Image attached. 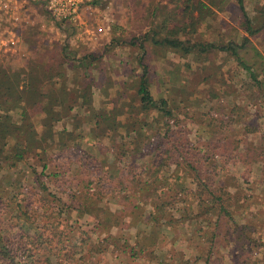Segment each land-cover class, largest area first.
<instances>
[{"label": "rangeland", "instance_id": "374dc122", "mask_svg": "<svg viewBox=\"0 0 264 264\" xmlns=\"http://www.w3.org/2000/svg\"><path fill=\"white\" fill-rule=\"evenodd\" d=\"M195 2L203 10L201 17L198 11L192 14L185 10L186 0H100L89 26L109 25V37L97 41L67 40L51 31L48 25L44 30L38 22L36 38L32 41L36 46L35 56L23 41L25 61L28 58L48 60L46 53L50 49L67 42L70 46H80V58L93 55L100 70L94 73L98 84L91 87L92 108L109 111L116 107L125 114L119 120L134 125L132 130L137 132L128 135L122 128L106 136L95 121H90L88 107H80V111H73L71 120L56 126L57 131L67 129L75 134L76 140L70 147L52 149L47 156L33 153L14 169L0 163V230L7 232L14 248L23 247L28 235L34 236L33 230L25 226L26 215L22 214L26 213L34 225L47 227L45 236L54 246L60 244L59 248L67 249L72 239L70 244L78 248L76 261L79 259V263L65 264H80L85 250L80 239L98 244L107 235L94 233L95 222L90 217L80 219V213L74 209L80 210L82 202L96 207L95 203L83 199L100 198L99 207L119 215L122 225L113 229L112 237L102 244L104 252L92 256L94 264H205L212 229L205 223L206 218H195L196 207L187 212L190 218L185 215V221L177 224L187 204L174 203L180 200L168 193L161 202L172 204L168 206L169 214L160 228H153L148 224L151 202L137 200L140 182L159 181L165 187L173 184L172 173L177 165L182 169L187 165L197 167L204 179L211 177L213 189L226 190L238 198L226 203L232 205L235 222L228 219L221 222L213 264H234L232 253L238 250L239 243L231 239L239 238L248 244L247 240L252 238L264 243V89L251 88L250 75L226 52L214 50L205 54L197 50L183 56L152 41H144L145 36L159 31L165 19L171 17V27L188 26L181 37L192 44H242L246 36L244 15L237 0ZM263 4V1L245 0L249 18L256 17ZM197 19L200 21L196 24ZM114 38L120 39L115 46L112 45ZM142 44L146 50L144 62L149 69L151 94L156 101H167L173 115L170 121L162 111L141 113L138 110L136 92L138 77L143 73ZM240 53L264 81V31L250 37ZM27 63H15V67H26ZM13 115L15 123H20L19 112ZM42 117L33 119L40 133ZM12 144L11 139L9 146ZM250 150L258 153L256 162H239L240 153L250 158ZM44 162L48 165L45 170ZM214 165L225 170H213ZM191 167L185 168L190 176H183L187 186L195 189V172ZM176 189L180 186L175 185ZM68 215H71L69 219ZM171 220L174 225H167ZM154 231L157 235H153ZM154 236L158 239L152 247L149 239ZM36 241L33 237V242ZM136 242L149 245L145 253H140ZM21 249L18 262L28 256ZM131 249L140 254L138 258L132 259ZM86 251H89L88 244ZM254 254L255 260H264L262 249H254ZM0 264L3 263L0 261Z\"/></svg>", "mask_w": 264, "mask_h": 264}, {"label": "trees", "instance_id": "16d2710c", "mask_svg": "<svg viewBox=\"0 0 264 264\" xmlns=\"http://www.w3.org/2000/svg\"><path fill=\"white\" fill-rule=\"evenodd\" d=\"M258 1L264 2V0ZM237 2L244 15L243 27L246 33V36L242 38L241 45L237 43H230L226 46L216 45L215 43L192 44L187 39L181 37L182 34L187 32L188 26L175 25L171 27V17L165 19L164 23L159 27V31H153L152 35L148 34L145 36L144 41H152L156 45L164 46L173 53L178 55L182 54L183 56H189L197 50L205 54L211 53L214 50L226 52L231 57H234L238 66L244 72L250 75L253 82L250 85L251 88L255 87L258 90H263L264 81L259 79V73L241 56L240 51L250 42V37L264 31V4L260 6L256 17L249 18L245 8V0H237ZM99 3L100 0H96L94 4L97 5ZM185 10H190L192 14L198 11V17L203 15L200 4L196 3L195 0H186ZM197 20L196 24L200 21L199 19ZM35 30L36 27H29L25 29L22 35L23 41L33 56H35L36 52L34 50L36 46L32 42L36 38ZM117 42H120V39L117 40L114 38L112 45L115 46ZM140 47L144 55L140 58V66L143 69V73L138 77V88L136 92V98L139 101L138 110L141 113L162 111L170 121L173 115L172 110L167 107V101L165 99L156 101L151 94L150 78L148 75L149 69L148 65L144 62L146 50L143 44ZM52 49L46 53V57L49 58L48 60L31 61L28 58V66L26 67L0 65V163H7L10 169H14L18 162L25 160L27 156H31L33 153L37 156L41 154L47 156L48 152L52 149L62 150L70 147L71 143L76 140L75 134L73 131L70 132L67 129L57 131L56 126L66 120H71L73 111L75 109L80 111V107H88L90 121H95L101 132L107 134L106 136L110 133H117L122 128L125 129L124 132L128 133V135L137 132L135 129L132 130L134 125L129 126L127 122L119 120L125 114L116 109V107L109 111H96L92 108L91 87L93 88L94 85L98 84L97 80H94V73H98L100 70L99 66L94 63L97 59L93 55H86L80 58V46H70L68 42L63 46H56ZM70 73L72 76L69 75ZM15 112H19L20 114V123H15L13 115ZM38 116H43L40 121L42 126L41 133L38 132L33 122V119ZM11 139L13 144L9 146V140ZM248 152L250 153V158L248 159L244 153H240L239 162L242 164H247L248 162L246 160H250L251 164L256 162L258 153L251 150ZM47 167V163L44 162V170ZM190 167V165H187L185 168L188 169ZM185 168L182 169L180 165H177L176 170L172 173L174 183L166 187L160 186L159 181H149L147 183L145 181L143 184L140 182V189L136 192L140 193L137 195V200H147L146 204H148V201L151 202L153 208L148 213V224L153 228L161 226L162 220H166L169 214L167 210L171 203L161 202L164 200V197L166 198L168 193H171V196L175 200H180L174 203L185 202L187 204L183 212L184 215H181L180 219L176 220L177 224L185 221V215L190 218L191 215L187 212H190L196 207L198 213L195 218H206L204 219L205 223L212 229L205 264H213V253L219 243L218 238L221 222L223 219L235 222V214L230 209L232 205H227L226 203L232 199L236 201L238 198H235V194L231 195L226 190L217 192V190L212 188L213 182L211 177H208L210 180L207 182L208 179L203 178L201 170L199 171L197 167L196 169L193 166L191 168L195 172L193 176L195 189H192L187 186V181H185L186 177L183 176V174L189 175ZM217 169L219 171L225 170L220 169L219 165L217 167L214 165L213 170L218 171ZM175 185L180 186V189L174 191ZM232 188L236 189L237 185H232ZM3 192L4 190L1 191L2 194ZM18 194H15V196ZM2 197L4 198V194ZM5 197L9 198V196ZM187 198L190 200L185 201ZM99 199L84 198L83 201L93 202L97 206L94 207V204L89 205V203L82 202L80 210L74 209V211H78V214L80 213V219L90 217L95 222L93 228L94 233L107 235L106 239L98 244L89 243V239L85 240L83 237L80 239V243H82L83 249H85L84 253L80 256V264H94L92 262V256L104 252L102 244L108 242L109 236L110 238L112 237L111 232L113 229L119 228L122 225L120 221L122 218L119 215L106 208L99 207ZM22 215H26L24 216V220L26 218L24 221L25 226L27 230H33L34 236L30 237L28 235V242L23 247L16 249L12 246L7 232L4 229L2 231L0 230V261L3 264H65V262L73 263L76 261V250L78 248L70 244L73 243L72 239L71 241L69 240L67 249L59 248L58 246L60 244L54 246L53 241L45 236L47 227H38L31 222L29 215L26 213ZM70 217L71 215H68L67 218L69 219ZM192 221L194 219L190 220V222ZM167 225L173 226L174 221H168ZM235 226L238 225L235 224ZM158 229L157 232L159 233ZM231 230L229 227V231ZM201 231L206 233L203 229H200ZM73 232L75 233L76 231L73 230ZM157 232L154 231L153 235H157ZM84 234L85 232H81V235ZM33 237L38 241L33 242ZM25 239H27L26 236ZM157 239V236L150 238V246H155ZM239 240V238L237 240L231 239L232 242L238 241L239 243L236 248L238 250L232 253V262L234 264H264V260L258 261L254 259V249L258 248L264 251V243H261L260 240H253L252 238L247 240L248 244L243 241L240 242ZM87 244L89 251H86ZM148 246L144 243L136 242V247L140 248L141 254L145 253ZM21 248L25 249L28 256L25 257V261L18 262L17 254L19 251H22ZM136 252L135 249H131L132 259L139 257L140 254ZM42 257L43 259L46 258L45 261L41 260ZM53 259H56V263ZM76 262L79 263V259Z\"/></svg>", "mask_w": 264, "mask_h": 264}, {"label": "built area", "instance_id": "2783aa9c", "mask_svg": "<svg viewBox=\"0 0 264 264\" xmlns=\"http://www.w3.org/2000/svg\"><path fill=\"white\" fill-rule=\"evenodd\" d=\"M96 0H0V57L25 54V29L37 23L55 31L61 38L97 41L111 35L104 24L89 26Z\"/></svg>", "mask_w": 264, "mask_h": 264}, {"label": "crops", "instance_id": "0c3cea01", "mask_svg": "<svg viewBox=\"0 0 264 264\" xmlns=\"http://www.w3.org/2000/svg\"><path fill=\"white\" fill-rule=\"evenodd\" d=\"M23 57H26V56H23ZM22 57V54H18V55H14V56H9V57H0V65L4 64V65H9V66H12V67H15V65L17 63H20V62H27L25 61ZM16 63V64H15ZM21 67V66H20Z\"/></svg>", "mask_w": 264, "mask_h": 264}]
</instances>
